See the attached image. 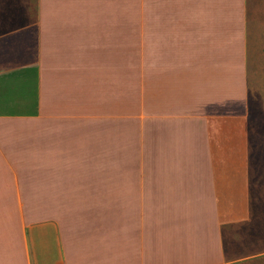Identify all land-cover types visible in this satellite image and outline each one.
<instances>
[{
  "label": "crops",
  "instance_id": "1",
  "mask_svg": "<svg viewBox=\"0 0 264 264\" xmlns=\"http://www.w3.org/2000/svg\"><path fill=\"white\" fill-rule=\"evenodd\" d=\"M137 1L129 118L124 23L89 24V0L0 1V264H264L253 6Z\"/></svg>",
  "mask_w": 264,
  "mask_h": 264
},
{
  "label": "rangeland",
  "instance_id": "2",
  "mask_svg": "<svg viewBox=\"0 0 264 264\" xmlns=\"http://www.w3.org/2000/svg\"><path fill=\"white\" fill-rule=\"evenodd\" d=\"M3 3L15 1L17 7L27 5L29 0H0ZM7 1V2H6ZM149 3V1H148ZM33 4V2H32ZM91 5L93 11H91ZM112 6L115 12H99L104 7ZM137 0H89V24L100 25L99 27L121 25L125 27L124 32V57L126 60V116L131 117L137 97L134 94L135 84V61L144 56V42L148 41V33L140 32L139 25L147 26L149 32L150 16L148 12H139L136 6ZM249 6H253L250 15L249 28L251 31L250 52V113L247 120L248 137L252 138L253 144L248 150L258 154L257 165L264 169V0H249ZM110 7H107L108 9ZM93 14V17L91 16ZM146 14V16H144ZM116 18V20L113 19ZM142 23V24H141ZM138 26V27H137ZM141 27V26H140ZM148 51V48H147ZM140 65H138L139 67ZM139 81V80H138ZM139 103V99H138ZM257 167V166H256ZM264 193V190H263ZM258 194V193H257ZM264 198V197H263Z\"/></svg>",
  "mask_w": 264,
  "mask_h": 264
}]
</instances>
